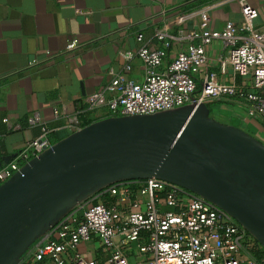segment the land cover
I'll use <instances>...</instances> for the list:
<instances>
[{"label":"built area","instance_id":"1","mask_svg":"<svg viewBox=\"0 0 264 264\" xmlns=\"http://www.w3.org/2000/svg\"><path fill=\"white\" fill-rule=\"evenodd\" d=\"M240 6V24L205 31L197 44L180 52L165 69V50L141 48L137 56L145 66V80L137 83L116 74L105 88L85 98L88 110L104 108L102 120H108L182 108L197 111L217 101L237 99L250 118L264 124V25L255 26L254 6L246 0H240ZM214 40H222L229 49L223 65L243 78V84L221 83L211 73L198 87L195 75L205 67L206 46ZM77 47L73 41L67 50ZM134 55L121 52L127 61ZM38 123L30 118L31 125ZM67 127L73 133L85 128L76 116L68 118ZM56 144L43 128L38 138L0 168V187ZM105 195L115 202H99ZM94 239L102 244V253L89 258L80 247ZM19 264H264V246L227 210L203 195L153 177L118 181L78 200L49 225Z\"/></svg>","mask_w":264,"mask_h":264},{"label":"crops","instance_id":"2","mask_svg":"<svg viewBox=\"0 0 264 264\" xmlns=\"http://www.w3.org/2000/svg\"><path fill=\"white\" fill-rule=\"evenodd\" d=\"M246 1L257 9L255 26H263L264 0ZM241 22L240 0H0V168L43 128L59 143L73 134L68 118L78 117L84 127L101 121L107 111L88 110L85 98L105 88L116 74L142 83L146 69L137 56L141 48L165 50V69L205 31ZM73 41L78 47L68 51ZM126 51L135 54L130 61L121 56ZM228 51L222 40L206 46L207 63L195 75L199 88L211 73L221 83L243 84V78L223 65ZM204 109L213 120L264 144L257 137L261 123L248 116L242 101L224 99ZM30 118L39 123L31 125ZM100 200L115 202L108 195ZM102 249L98 239L80 247L89 258L99 257Z\"/></svg>","mask_w":264,"mask_h":264},{"label":"water","instance_id":"3","mask_svg":"<svg viewBox=\"0 0 264 264\" xmlns=\"http://www.w3.org/2000/svg\"><path fill=\"white\" fill-rule=\"evenodd\" d=\"M205 106L101 120L45 151L0 187V264H16L94 190L153 177L203 195L264 246V144L213 120Z\"/></svg>","mask_w":264,"mask_h":264},{"label":"trees","instance_id":"4","mask_svg":"<svg viewBox=\"0 0 264 264\" xmlns=\"http://www.w3.org/2000/svg\"><path fill=\"white\" fill-rule=\"evenodd\" d=\"M88 125L89 124H91V122H89V123H87ZM99 201H102V200H99ZM98 202V201H97ZM42 236V235H41ZM41 236H38L37 238H36V240H35V242L34 243H32L29 247H28V249L24 252V253H22L21 255H20V257H19V259L18 260H22L27 254H28V252L38 243V241L41 239Z\"/></svg>","mask_w":264,"mask_h":264},{"label":"rangeland","instance_id":"5","mask_svg":"<svg viewBox=\"0 0 264 264\" xmlns=\"http://www.w3.org/2000/svg\"><path fill=\"white\" fill-rule=\"evenodd\" d=\"M259 128L261 129V132H262V133H258L257 137H258L259 139H261L262 142L264 143V137H263V136H264V124L261 123V124L259 125ZM255 132H256V131H255ZM90 194H91V193H90ZM44 232H45V231H43V232L41 233V235H42ZM41 235H40V236H41ZM92 258H93V257H92ZM19 262H20V260H18L16 264H19Z\"/></svg>","mask_w":264,"mask_h":264},{"label":"flooded vegetation","instance_id":"6","mask_svg":"<svg viewBox=\"0 0 264 264\" xmlns=\"http://www.w3.org/2000/svg\"><path fill=\"white\" fill-rule=\"evenodd\" d=\"M234 174L231 176L233 178ZM250 180L245 184V187L249 185Z\"/></svg>","mask_w":264,"mask_h":264}]
</instances>
